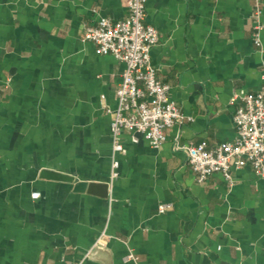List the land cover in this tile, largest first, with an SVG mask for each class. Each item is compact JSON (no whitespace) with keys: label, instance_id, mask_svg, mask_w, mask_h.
Listing matches in <instances>:
<instances>
[{"label":"crops","instance_id":"0c3cea01","mask_svg":"<svg viewBox=\"0 0 264 264\" xmlns=\"http://www.w3.org/2000/svg\"><path fill=\"white\" fill-rule=\"evenodd\" d=\"M255 3L148 0L152 61L184 119L160 148L124 132L112 177L108 109L126 66L84 32L126 17V0H0V264H264V177L245 163L231 183L221 172L201 183L182 147L234 140L233 95L263 87ZM44 168L109 182L110 195L41 178Z\"/></svg>","mask_w":264,"mask_h":264},{"label":"built area","instance_id":"2783aa9c","mask_svg":"<svg viewBox=\"0 0 264 264\" xmlns=\"http://www.w3.org/2000/svg\"><path fill=\"white\" fill-rule=\"evenodd\" d=\"M128 14L120 20L101 17L96 24L86 26L84 38L97 45L101 54H112L125 63L123 78L116 89L117 106L112 114L113 160L112 177L118 175V154L124 150L122 135L132 134V140L145 138L151 146L160 148L168 139L167 131L184 119L181 109L170 95L171 86L161 81L152 61V49L160 41V32L146 20L148 0H126ZM254 40L261 45L262 0H255ZM232 102H239L234 121L236 137L209 148L207 141L182 145L188 152L189 163L199 182H206L214 172H221L233 181L234 168L248 163L255 173L264 177V85L256 93H235ZM192 119V117H189ZM34 197L40 195L35 192ZM170 208L162 204L160 212ZM102 232L94 247L102 246ZM129 251L125 260L138 261ZM243 264V263H241Z\"/></svg>","mask_w":264,"mask_h":264},{"label":"water","instance_id":"95a60500","mask_svg":"<svg viewBox=\"0 0 264 264\" xmlns=\"http://www.w3.org/2000/svg\"><path fill=\"white\" fill-rule=\"evenodd\" d=\"M40 177L49 180H58L74 183V189L76 191H86L88 193L95 194L103 198H108L110 195L109 182L79 180L69 173L55 170L52 168L42 169Z\"/></svg>","mask_w":264,"mask_h":264}]
</instances>
